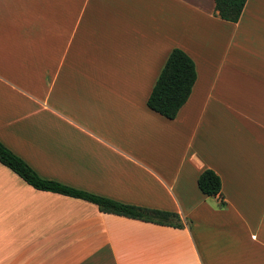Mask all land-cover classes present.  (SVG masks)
I'll use <instances>...</instances> for the list:
<instances>
[{
	"label": "crops",
	"instance_id": "1",
	"mask_svg": "<svg viewBox=\"0 0 264 264\" xmlns=\"http://www.w3.org/2000/svg\"><path fill=\"white\" fill-rule=\"evenodd\" d=\"M83 42L97 65L72 62ZM175 48L197 79L168 120L146 102ZM0 73V142L40 177L184 225L101 213L0 164V264H264V0L237 23L213 0H0Z\"/></svg>",
	"mask_w": 264,
	"mask_h": 264
},
{
	"label": "trees",
	"instance_id": "2",
	"mask_svg": "<svg viewBox=\"0 0 264 264\" xmlns=\"http://www.w3.org/2000/svg\"><path fill=\"white\" fill-rule=\"evenodd\" d=\"M213 2L214 13L219 19L237 23L247 0H213ZM196 79L197 74L193 60L181 49H173L147 99V107L168 120H174L180 109L188 101ZM0 164L10 169L35 190L83 200L95 205L101 213L177 229L184 227L179 215L176 213L124 204L42 178L23 159L1 142ZM197 187L206 197L214 198L221 195V180L210 169L204 170L199 175ZM219 205H224L222 200Z\"/></svg>",
	"mask_w": 264,
	"mask_h": 264
},
{
	"label": "rangeland",
	"instance_id": "3",
	"mask_svg": "<svg viewBox=\"0 0 264 264\" xmlns=\"http://www.w3.org/2000/svg\"><path fill=\"white\" fill-rule=\"evenodd\" d=\"M77 44V42H74V44ZM84 43V48L86 49V53H84V57L80 56L79 58H72V62H74V64H76V59H78V63L79 65H89L90 67H93L95 65L98 64V58L95 57L93 55V53L90 51L91 47L87 42H83ZM89 45V46H88ZM0 75H2L0 73ZM3 76V75H2ZM90 80H104V74H102L101 72H95V73H90L89 74ZM115 74L113 72L107 73L105 74V79L107 80H114ZM44 80H48V74L46 75V79Z\"/></svg>",
	"mask_w": 264,
	"mask_h": 264
}]
</instances>
